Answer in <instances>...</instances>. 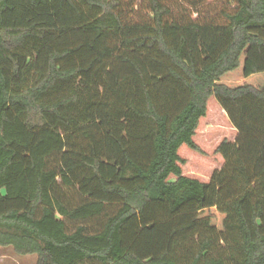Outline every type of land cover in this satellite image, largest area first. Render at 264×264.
<instances>
[{
  "label": "trees",
  "instance_id": "trees-1",
  "mask_svg": "<svg viewBox=\"0 0 264 264\" xmlns=\"http://www.w3.org/2000/svg\"><path fill=\"white\" fill-rule=\"evenodd\" d=\"M0 247L264 264V0H0Z\"/></svg>",
  "mask_w": 264,
  "mask_h": 264
},
{
  "label": "rangeland",
  "instance_id": "rangeland-1",
  "mask_svg": "<svg viewBox=\"0 0 264 264\" xmlns=\"http://www.w3.org/2000/svg\"><path fill=\"white\" fill-rule=\"evenodd\" d=\"M36 255L21 256L18 255L12 247H0V264H37Z\"/></svg>",
  "mask_w": 264,
  "mask_h": 264
}]
</instances>
